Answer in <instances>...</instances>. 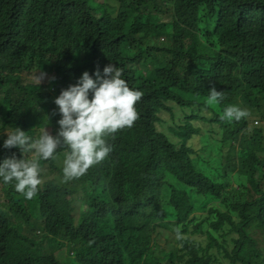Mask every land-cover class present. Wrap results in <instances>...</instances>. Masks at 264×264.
Listing matches in <instances>:
<instances>
[{
	"label": "trees",
	"instance_id": "16d2710c",
	"mask_svg": "<svg viewBox=\"0 0 264 264\" xmlns=\"http://www.w3.org/2000/svg\"><path fill=\"white\" fill-rule=\"evenodd\" d=\"M110 63L139 120L79 179L62 182L65 148L41 161L31 200L0 180V264H53L50 246L65 264H264V0H0V163L21 158L7 131L55 136L61 90ZM41 70L55 81H25Z\"/></svg>",
	"mask_w": 264,
	"mask_h": 264
},
{
	"label": "clouds",
	"instance_id": "9594fccd",
	"mask_svg": "<svg viewBox=\"0 0 264 264\" xmlns=\"http://www.w3.org/2000/svg\"><path fill=\"white\" fill-rule=\"evenodd\" d=\"M94 77L87 71L84 72L74 85L62 89L54 100L61 117L57 121L59 129L55 136L50 134L48 128H41L35 139L19 127L4 134L6 139L3 148L19 149L21 158L13 154L0 163V180L4 184L15 182L16 192L25 199H33L44 182L40 178V162L54 160L58 149H67L62 182L79 179L91 168L102 164L113 152V145L108 137L114 140L116 133L133 128L139 120L136 105L141 101L143 92L128 86L122 78V68L110 63L101 73L97 66ZM33 79L40 86L46 79L53 83L56 78L48 77L41 70ZM224 98L223 91L212 87L208 92L207 103L219 104ZM55 114L57 113L53 112ZM250 116L248 109L229 105L224 109L221 119L239 122ZM196 139L198 143V137L193 141L195 143ZM175 233L177 240L183 239L179 227L175 229ZM49 235L45 224L43 236Z\"/></svg>",
	"mask_w": 264,
	"mask_h": 264
},
{
	"label": "rangeland",
	"instance_id": "374dc122",
	"mask_svg": "<svg viewBox=\"0 0 264 264\" xmlns=\"http://www.w3.org/2000/svg\"><path fill=\"white\" fill-rule=\"evenodd\" d=\"M143 73H145L144 70H140L138 72L139 78L143 77ZM36 74H38V71H35V72L31 73V74L24 73L23 77H24L25 81L26 80L34 81L33 77ZM42 83H47V79L45 81H43ZM205 113L207 114V111H205ZM48 131L50 132V134L53 135V133L50 131V129H48ZM195 143H197V139L195 140ZM29 157H30V154H29ZM62 163H63V161L60 162V164H62ZM230 169L232 170L233 173L235 172V169L233 167H231ZM167 194H168V192H165V195H167ZM42 226H43V218H42V214H41V220H40V222H38V227H37V230H36L37 235H40L41 233L43 235V227ZM260 238H261V235H259V239ZM161 244H162L163 247L165 246L164 241ZM262 247H264V241L261 242L259 249H261ZM49 250L51 251V257L49 259L52 261L53 264H65L67 262V247H66V256L65 255H61L59 258H54L53 257V255H52L53 254V247H50ZM56 252H57V250L55 249V253Z\"/></svg>",
	"mask_w": 264,
	"mask_h": 264
}]
</instances>
